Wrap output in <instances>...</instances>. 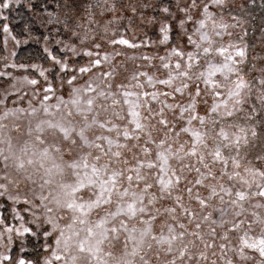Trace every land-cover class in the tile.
Wrapping results in <instances>:
<instances>
[{"label":"rangeland","instance_id":"rangeland-1","mask_svg":"<svg viewBox=\"0 0 264 264\" xmlns=\"http://www.w3.org/2000/svg\"><path fill=\"white\" fill-rule=\"evenodd\" d=\"M128 2L117 0V4ZM133 2L155 5L159 0ZM168 2L178 17H169L168 43L160 42L164 14L150 23L158 11L151 7L142 10L147 12L143 21L139 13L133 17L127 11L131 23L125 18L105 31L114 15L97 11L89 28L81 5L72 17L77 35L62 23H47V15L37 18L43 36L52 32L77 49L76 55L68 52L65 57L76 68L67 74L44 57L43 37L28 35L17 45L18 38L10 36L5 45L2 33L0 73L6 63L14 62L40 65L47 76L8 67L11 78L0 79V149H25L34 161L15 172L0 156V215L12 223L11 204L4 198L18 200L21 211L29 207V219L34 217L40 224L47 213L55 224L50 237L53 250L59 248L63 257L61 264H97L101 258L106 264H264V196L259 195L264 191V109L255 83L264 78V8L261 0H254V9L243 18L230 13L239 12L250 0H222L221 6L212 8L216 23L229 27L217 37L210 22L206 32L215 45L246 49V59L237 67L251 85L240 97L237 111L226 117L245 124L249 139L242 140L239 149L226 144L217 156L215 126L206 119L213 97L200 80L205 60H193L190 66L188 56L197 52L188 36L199 43L197 22L202 16L196 9L188 15L179 11L191 0ZM180 19L185 20L183 25ZM125 30L129 40L148 44L114 48L113 33ZM27 44H39L43 60L17 62L20 48ZM96 44L101 45V56L109 57L99 66L92 64L95 56L82 55L84 50L95 52ZM50 47L58 51L55 39ZM173 48L182 55H170ZM209 58L222 61L214 54ZM80 66L87 71L81 73ZM25 77L38 78L39 83L31 85ZM215 79L223 81L220 76ZM46 86L53 90L45 92ZM77 95L84 102L76 117L77 131L53 135L46 125L38 128L45 119L41 101L51 97L53 103ZM233 103L229 101L230 108ZM192 104L188 110L186 106ZM33 109L39 111L33 114ZM225 131L231 136L239 126ZM253 131L258 135L254 137ZM14 247L16 255L19 239Z\"/></svg>","mask_w":264,"mask_h":264},{"label":"snow or ice","instance_id":"snow-or-ice-1","mask_svg":"<svg viewBox=\"0 0 264 264\" xmlns=\"http://www.w3.org/2000/svg\"><path fill=\"white\" fill-rule=\"evenodd\" d=\"M26 5L27 11L32 13L37 18H42L44 15H47V23L49 24H63L66 30L72 31L73 35L78 33L74 31L72 25V17L77 15L80 11L81 5H83L84 12L88 17V25L91 28V25L94 21V17L99 14L104 15L112 13L114 15L113 20H109L105 25V31H107L108 25L113 23H118L120 20L128 18L125 16L127 11H131L133 17L138 13L141 15V19L147 16L146 11H142L148 7L157 9V13L151 17L149 22H153L157 19L159 13H163L162 19L166 21L160 25L161 33V43H168L171 39V28L172 22L169 20V17L172 16L173 19H178V17L173 16L171 8L172 5L168 0H159L158 4L155 5H146L133 2L129 0L127 5L124 3L117 4V0H95L94 3L83 4V0H67L63 5L57 3L56 7L60 10V13L64 15V19L61 20L60 13H54L48 10L47 4H45L43 9L37 7L34 0H0V25H2V33L4 35L5 45L7 44L8 38L11 36L12 39L16 37L12 33L10 21L11 17L4 14L5 12L11 11L15 6L16 9H20ZM222 5V0H204L201 4L200 0H191V4L179 7V11L188 15L191 9H196L197 13L202 16L197 22V35L200 37L199 43L192 40L191 36H188L189 43L195 44L197 52L189 53L190 66L191 62L195 60L197 62L200 58H204L206 67L201 70L200 80L205 84L207 90H210L213 97V103L209 109V114L207 116V122L214 125L215 127L212 131L216 132V154L219 156L222 151L225 149L227 144L230 148L241 147V141H248V127L245 124L235 121H229L226 117H232L234 112L237 111L236 105L242 103L240 97L242 96L244 90L251 89V85L246 82L240 74L238 69V63L243 62L246 59V49L236 48L234 51L230 50L234 46L232 44L229 47H224L222 45H215V42L210 38L209 34L206 32L208 24H212V33L217 37H222L229 27L226 24L216 23V15L212 12L213 7H219ZM254 0H250L248 4H242L240 6V11L236 13H230L235 17L243 18L245 13H248L254 9ZM261 8H264V0H261ZM119 13V17L116 18V14ZM129 23L132 22L131 18ZM190 20V16L188 17ZM45 22L42 20V23ZM185 23L184 19H180V24ZM235 27V25H233ZM26 32L31 35V29L26 28ZM59 32V29L56 30ZM88 30H85V37H87ZM55 39V44L58 46V51L55 48L50 47L52 40ZM44 46L43 53L44 57L50 61L53 65L59 68L61 74H67L69 69L76 71V68L72 66L71 62L65 57L68 52H71L73 55L77 54V49L71 44L65 43L64 39L57 36L54 37L52 32L43 36ZM20 40L16 39L17 45L20 44ZM83 42V41H82ZM110 44L115 48V46H123L126 48H138L148 44V41H140L137 43L135 40H129L126 38L125 32L119 34L113 33V38L110 41ZM101 45L96 44V51L84 50L82 55L87 57L95 56L96 59L92 61V64L99 66L101 64V59L107 61L109 57L107 55L101 56L100 52ZM202 49V51H201ZM210 54L218 55L222 58L221 62H215L209 58ZM15 55V54H13ZM170 55H182L180 50L173 48L170 52ZM239 57L238 61L236 58ZM78 64V61H77ZM12 67L14 69H23L25 72L31 70L35 71L38 74V77H46L47 70L42 66L32 64V65H16L14 62L12 64L5 65V71L0 73V79L2 78H11L10 74L7 72V68ZM56 69L53 68L52 71ZM81 73L87 71L86 66H80L78 69ZM195 70V68H193ZM264 70V69H262ZM220 76L223 78V81H217L215 78ZM235 76V79L232 77ZM28 83L31 85H36L39 83L38 78H28L25 77ZM259 84V90L261 92L260 100L261 109H264V78H260L255 81ZM219 89H225L224 92L219 91ZM45 92H51L53 89L50 86L45 87ZM200 90L197 87L196 96L199 97ZM229 101H233V105L229 107ZM194 107V104L186 106L188 110ZM254 111H259L254 109ZM201 123H204L205 118L201 117ZM252 119V117H248ZM239 126V131H233L231 136L227 131L226 127H236ZM217 129H219L217 131ZM252 135L257 136V132L253 131ZM259 195L264 196V191H261ZM9 201L11 204L10 214L12 216V223L9 222L0 215V264H61L63 259L62 255L59 252V248L53 250L52 241L47 228L41 226L40 222L36 218L29 219L32 216L31 209L25 207L23 211L19 208V201L13 198H4ZM5 236L7 239H5ZM17 239L20 242V248L18 253L14 255L16 249L14 247ZM29 245L31 247L29 248ZM59 245V241H57ZM31 251L33 255L29 256L27 253ZM262 255H264V249L261 250ZM38 257H43L42 260Z\"/></svg>","mask_w":264,"mask_h":264},{"label":"clouds","instance_id":"clouds-1","mask_svg":"<svg viewBox=\"0 0 264 264\" xmlns=\"http://www.w3.org/2000/svg\"><path fill=\"white\" fill-rule=\"evenodd\" d=\"M49 100H51V97H46L41 101L40 107L43 109L45 119L38 122V128L46 125L53 135H63L65 132L77 131L79 122L76 117L81 115V105L84 103L79 95L69 100L58 99L53 103H49ZM37 111L39 109H33V114ZM5 152H7V155H4ZM0 156L10 162V167L15 172H20L34 163L31 158L27 157L25 149H19V151L14 150L12 147L0 149ZM47 211L51 212L52 210L48 209ZM41 226L47 228L49 234L55 230V224L52 223L51 217H48L47 213L44 214V222L41 223ZM97 264H106V262L101 258Z\"/></svg>","mask_w":264,"mask_h":264},{"label":"trees","instance_id":"trees-1","mask_svg":"<svg viewBox=\"0 0 264 264\" xmlns=\"http://www.w3.org/2000/svg\"><path fill=\"white\" fill-rule=\"evenodd\" d=\"M63 1L64 0H34L38 8L43 9L45 4H47L48 10L54 13H59V9H57L56 5L57 3L62 5ZM4 14L11 17L8 22L10 23L12 33L16 38L22 39L28 36L29 34L26 32V28L31 29V35L36 36L39 39L43 37V32L37 24V17L27 11L26 5L20 9H16L14 6L11 11L5 12ZM0 29H2V25H0ZM1 38L2 30H0V54L2 53ZM42 58L43 56L39 44H27L20 48L16 56V61L19 63L35 62Z\"/></svg>","mask_w":264,"mask_h":264}]
</instances>
